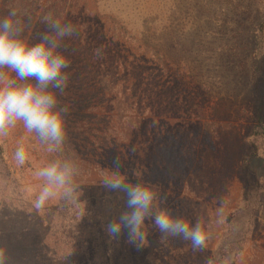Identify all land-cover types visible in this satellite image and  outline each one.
Here are the masks:
<instances>
[{
	"label": "trees",
	"instance_id": "1",
	"mask_svg": "<svg viewBox=\"0 0 264 264\" xmlns=\"http://www.w3.org/2000/svg\"><path fill=\"white\" fill-rule=\"evenodd\" d=\"M92 7L88 0H0V20L14 10L12 20L20 29L17 38L28 46L40 43L45 34L54 35L50 21L74 28L72 35L60 39L56 50L71 62L64 69L67 86L62 90L49 86L57 98L55 110L64 120L63 142L54 145L43 141L21 121L13 137L15 148L25 155L20 163L16 151L13 160L22 176L38 177L43 184L45 179L37 175L41 169L55 162L67 163L72 168L73 192L65 195L63 189L58 190L46 215V227L39 217L32 237L21 243L20 262L235 263L246 239L231 237L227 226L241 212L254 214L264 192V176L251 169L252 161L261 158L260 150L264 149L263 26L252 42V78L244 109L247 116L240 127L245 143L237 151L240 158L236 165L226 134L221 128L211 129L210 115L204 113L209 106L207 81L180 77L187 52L173 61L168 54H174L178 44L169 45L166 51L149 38L143 40L132 33L127 22L102 8L101 0H94ZM4 71L10 73L7 68ZM10 75L15 78V73ZM0 168L6 175L4 190H12L7 199L15 203L20 182L2 151ZM91 171L104 178L118 171L128 183L152 187L157 193L153 215L167 209L193 225L196 204L208 211L215 198H222L225 182L237 179L242 186L243 210L224 220L223 233L213 249L207 247L206 240L197 251L190 240L161 233L148 218L142 229L146 243L138 250L139 241L128 242L126 229L115 238L107 232L109 223L130 211L127 194L106 187L104 181L81 183L79 180ZM44 237H51L52 246Z\"/></svg>",
	"mask_w": 264,
	"mask_h": 264
},
{
	"label": "rangeland",
	"instance_id": "2",
	"mask_svg": "<svg viewBox=\"0 0 264 264\" xmlns=\"http://www.w3.org/2000/svg\"><path fill=\"white\" fill-rule=\"evenodd\" d=\"M89 1L92 7L94 0ZM101 3L105 11L127 22L132 33L141 39L148 41L149 38L166 51H169V45L178 44L176 52L168 54L171 60L177 61L182 55L180 53L187 52L180 65V77L183 80L207 81L209 106L203 109L204 113L210 115L211 129L221 128L226 134V142L232 151L231 159L237 165L240 147L245 143L240 127L244 116H247L244 109L249 95L248 81L252 78V42L260 33L261 26L264 49V0H101ZM19 126L20 121H17L0 137V151L20 182L17 202L10 204L7 196L12 190H4L6 175L0 168V249L4 251V264H23L18 258L23 253L19 249L21 243L32 237L39 217L46 227V215L59 194L57 191L56 196L41 209L35 208V201L46 182L42 179L44 182L41 184L40 178L32 179L30 174L22 176L15 169L13 160L17 149L13 137ZM260 154L261 158L252 161L251 169L263 177L264 149L260 150ZM104 179L97 171H91L79 181L94 184ZM223 186L222 198H215L211 209L207 211L200 203L195 206V224L200 222L208 233L207 247L210 249L215 247L223 233L224 220L243 210L240 182L233 179ZM248 213L241 212L227 226L226 233L231 237L246 239L244 250L235 263L228 261L227 264H264V192L256 212L251 216ZM44 238L52 246L51 237ZM103 261L96 259L93 263Z\"/></svg>",
	"mask_w": 264,
	"mask_h": 264
},
{
	"label": "clouds",
	"instance_id": "3",
	"mask_svg": "<svg viewBox=\"0 0 264 264\" xmlns=\"http://www.w3.org/2000/svg\"><path fill=\"white\" fill-rule=\"evenodd\" d=\"M14 16L16 12L13 10L7 18L0 20V137L6 134L10 126L21 121L27 131L36 132L41 140L59 145L65 136L64 120L61 112L55 110L57 98L49 86L61 90L67 86L68 75L64 69L71 62L56 50L60 39L72 35L74 28L71 24L61 25L59 21H50L54 35L45 34L40 43L28 46L17 38L20 29L12 20ZM5 68L15 73V78H10ZM18 80L23 83H17ZM32 80L35 83L28 82ZM16 158L20 163L24 162L22 150H17ZM37 175L44 178L46 184L35 201L36 209H41L49 199L55 197L58 190L63 189L65 195L73 192L70 187L72 168L67 163H52ZM104 185L125 192L130 209L109 223L107 232L111 237L119 236L126 229L128 242L138 240L139 250L146 243L142 231L145 220L152 218L161 233L182 235L183 239L191 241L194 251L205 246L208 233L200 222L193 225L173 216L167 209H161L153 215L157 193L152 187L128 183L118 171L106 176ZM0 264H4L3 249H0Z\"/></svg>",
	"mask_w": 264,
	"mask_h": 264
}]
</instances>
